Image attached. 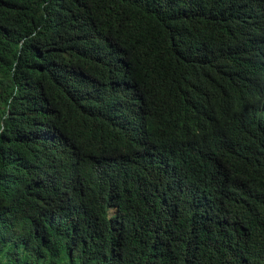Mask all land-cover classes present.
I'll use <instances>...</instances> for the list:
<instances>
[{"label":"trees","instance_id":"trees-1","mask_svg":"<svg viewBox=\"0 0 264 264\" xmlns=\"http://www.w3.org/2000/svg\"><path fill=\"white\" fill-rule=\"evenodd\" d=\"M0 264H264V0H0Z\"/></svg>","mask_w":264,"mask_h":264},{"label":"rangeland","instance_id":"rangeland-1","mask_svg":"<svg viewBox=\"0 0 264 264\" xmlns=\"http://www.w3.org/2000/svg\"><path fill=\"white\" fill-rule=\"evenodd\" d=\"M115 210H112V212H114Z\"/></svg>","mask_w":264,"mask_h":264}]
</instances>
